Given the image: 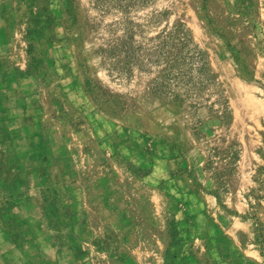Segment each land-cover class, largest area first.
Instances as JSON below:
<instances>
[{
	"label": "rangeland",
	"instance_id": "rangeland-1",
	"mask_svg": "<svg viewBox=\"0 0 264 264\" xmlns=\"http://www.w3.org/2000/svg\"><path fill=\"white\" fill-rule=\"evenodd\" d=\"M132 16L190 31L215 78L202 104L112 77L100 49L120 15L94 0H0V169L17 191L50 186L38 201L74 200L76 238L54 220L49 238L75 247L70 264H178L187 206L249 221L264 264V0H148ZM4 236L0 264H54Z\"/></svg>",
	"mask_w": 264,
	"mask_h": 264
},
{
	"label": "crops",
	"instance_id": "crops-1",
	"mask_svg": "<svg viewBox=\"0 0 264 264\" xmlns=\"http://www.w3.org/2000/svg\"><path fill=\"white\" fill-rule=\"evenodd\" d=\"M23 80L30 82L31 78L25 77ZM8 174L10 176H7ZM11 175V172L0 169V223H3L0 225V233L2 231L4 236L9 227H15L17 231L12 235L13 240L10 234L4 237L9 239L11 236L12 247L18 252L46 256L53 253L54 264H70V256L76 258L75 247L73 249L70 246V249L58 243L54 244L50 240V227L54 220L59 224L68 223L70 228H73V222H77L73 216L74 211L70 209L76 207V204L72 203L74 200L71 204L63 205L60 198H50L43 194L44 200L38 201L36 191L46 192L51 189L50 186L44 189L35 188L28 182L24 184V189L17 191V185H13ZM190 208L187 206L181 211L182 217L176 222L180 231L190 228V242L181 247L178 264H253L258 260L260 251L250 242L254 239V232L249 221L221 214L220 210H216V220L212 221L204 207H199L194 212ZM62 213L67 219L61 218ZM72 230L75 232L66 234L65 237L76 238V230ZM200 245H205L203 251L199 249ZM9 252L13 250L10 249Z\"/></svg>",
	"mask_w": 264,
	"mask_h": 264
},
{
	"label": "trees",
	"instance_id": "trees-1",
	"mask_svg": "<svg viewBox=\"0 0 264 264\" xmlns=\"http://www.w3.org/2000/svg\"><path fill=\"white\" fill-rule=\"evenodd\" d=\"M148 0H94L107 13L120 15L106 25L101 54L108 71L124 83L136 72L149 76L147 91L155 96L202 104L201 98L214 75L206 54L194 45L185 26L163 29L156 35L147 33V24L132 14ZM180 91H182L180 93Z\"/></svg>",
	"mask_w": 264,
	"mask_h": 264
}]
</instances>
